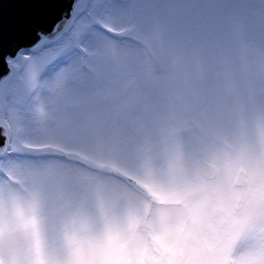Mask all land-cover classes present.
I'll return each mask as SVG.
<instances>
[{"label": "snow or ice", "instance_id": "snow-or-ice-1", "mask_svg": "<svg viewBox=\"0 0 264 264\" xmlns=\"http://www.w3.org/2000/svg\"><path fill=\"white\" fill-rule=\"evenodd\" d=\"M8 7L0 264H264V0Z\"/></svg>", "mask_w": 264, "mask_h": 264}, {"label": "water", "instance_id": "water-1", "mask_svg": "<svg viewBox=\"0 0 264 264\" xmlns=\"http://www.w3.org/2000/svg\"><path fill=\"white\" fill-rule=\"evenodd\" d=\"M18 0H0V4L7 3L9 5L17 3ZM51 2L60 5L61 7L56 9V14L54 19L59 18L60 12H70L71 5L73 4V0H51ZM15 11L14 8L8 7L7 9H0V14L4 15L7 18H10L12 13Z\"/></svg>", "mask_w": 264, "mask_h": 264}, {"label": "rangeland", "instance_id": "rangeland-1", "mask_svg": "<svg viewBox=\"0 0 264 264\" xmlns=\"http://www.w3.org/2000/svg\"><path fill=\"white\" fill-rule=\"evenodd\" d=\"M23 70V65L21 66V69H20V71H22Z\"/></svg>", "mask_w": 264, "mask_h": 264}]
</instances>
